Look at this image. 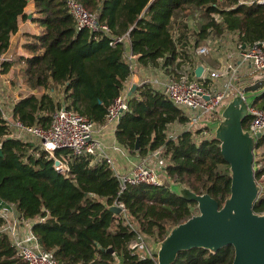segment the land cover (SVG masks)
Segmentation results:
<instances>
[{"label": "trees", "instance_id": "1", "mask_svg": "<svg viewBox=\"0 0 264 264\" xmlns=\"http://www.w3.org/2000/svg\"><path fill=\"white\" fill-rule=\"evenodd\" d=\"M31 0H0V53L7 50L18 31L21 17ZM33 21L39 34H30L24 45L27 56L20 73L31 94L14 106L15 118L27 124L49 127L52 113L66 106L98 125L105 124L109 106L125 89L132 69L126 58L127 43L110 45L112 36L129 31L130 48L144 66L164 69L181 77L191 67L195 49L214 36L239 35L242 45L264 40V3L239 0H79L106 23L111 34L95 38L87 28L79 29L67 0H33ZM196 18V27L189 24ZM219 16L221 19H218ZM260 87H264V83ZM261 88V89H262ZM59 89L63 100L54 93ZM254 106L264 108V92ZM188 117L151 84L138 85L129 98V109L121 117L116 138L128 151L146 155L160 151L165 171L192 191L209 193L221 204L231 193L230 165L221 153V142L213 136L200 143L192 131L173 135V124L185 125ZM250 117L244 120L247 128ZM11 135L0 113V199L16 206L25 219L35 220L33 231L43 249L61 264H157V254L141 259L130 243L139 233L161 241L172 227L196 214V201L179 196L171 187L134 184L120 193L121 184L106 159L92 155L70 158V171L61 174L45 150ZM141 149L136 152L137 137ZM11 137V138H10ZM264 146V134L256 149ZM57 150L56 155H68ZM264 161V152L261 154ZM264 180V163L255 170ZM121 201L126 215L109 207ZM264 212V191L254 205ZM199 211V210H198ZM0 264H26L17 256L8 235L1 231ZM112 248L113 252L108 251ZM232 245L213 253L193 248L178 254L172 264H232Z\"/></svg>", "mask_w": 264, "mask_h": 264}, {"label": "built area", "instance_id": "2", "mask_svg": "<svg viewBox=\"0 0 264 264\" xmlns=\"http://www.w3.org/2000/svg\"><path fill=\"white\" fill-rule=\"evenodd\" d=\"M239 3L262 4L264 0H239ZM67 6L79 29H89L95 38L104 34H111L110 27L106 23L100 22L97 14L88 10L79 0H67ZM217 18L221 19L219 16ZM236 37V47L240 60L249 64L254 71H264V40L255 41L250 45H242L238 41V33ZM119 42H130L129 31L120 36H112L110 45L116 46ZM218 42H221L220 38L214 40L215 44ZM211 49L212 45L207 42L202 43L195 49V54L200 57L208 54ZM5 51L0 53V62L12 60V56ZM125 55L133 70L139 56L132 51H126ZM238 69L239 65L236 64V61H230L223 69L219 70H213L204 65V70L199 77L195 73L192 78L185 74L176 77L174 74L167 73L156 78L149 76L144 83L151 84L153 88L160 91L174 105L184 111L188 121L183 128L192 131L196 142L200 143L202 140L214 136L208 121H213L214 116L220 114L221 107L236 93H243V91L237 90L233 84V80L238 76ZM209 77H226L228 82L225 88L221 90L207 88L203 82ZM129 90H123L109 106L105 124H118L123 114L128 111ZM1 107L0 105L1 116L11 128L10 136L24 139L48 152L54 159L56 171L61 174H67L70 171V158L92 155L99 159H106L109 163L114 175L120 181V193L127 186L134 184H177L176 179L166 173L167 162L160 156V151L151 152L150 157L155 158L154 162L144 159L142 162L136 163L128 172L119 171L110 156L105 154L101 142L95 137L96 123L74 109L62 106L52 113L50 126L42 127L39 124L24 123L17 118H9ZM249 110L250 122L246 129L253 135L258 133L263 135L264 108L252 104L249 106ZM59 149L67 150L68 155L63 154L62 157H58L56 151ZM56 161L59 163L57 164ZM8 204L0 205V217L3 220L1 231L10 238L16 248L17 256L26 264H61L51 252L43 249L33 231V224L36 221H43L44 218L25 219L14 204ZM112 205L122 207L121 213H126V208L121 201L116 200ZM130 248L141 259H146L152 253L141 233L130 243Z\"/></svg>", "mask_w": 264, "mask_h": 264}, {"label": "water", "instance_id": "3", "mask_svg": "<svg viewBox=\"0 0 264 264\" xmlns=\"http://www.w3.org/2000/svg\"><path fill=\"white\" fill-rule=\"evenodd\" d=\"M203 70L204 65L199 64L196 76ZM136 88L137 85H133L128 95L132 96ZM263 92L264 87L236 93L220 111V119L209 124L215 138L221 142V153L231 170V193L223 204L209 193L198 194L181 183L171 185L179 196L196 201L199 211L172 227L157 243L154 250L157 264H172L185 250L204 248L215 253L228 245L235 250L232 264H264V212L254 210L261 194V185L255 177V150L262 134L253 135L243 124L250 115L249 106ZM140 149L138 136L135 151ZM109 209L115 214L123 211L117 205ZM108 251L113 252V249L108 248Z\"/></svg>", "mask_w": 264, "mask_h": 264}, {"label": "crops", "instance_id": "4", "mask_svg": "<svg viewBox=\"0 0 264 264\" xmlns=\"http://www.w3.org/2000/svg\"><path fill=\"white\" fill-rule=\"evenodd\" d=\"M35 9V2L33 0L29 1L24 11L27 16L21 17L18 31L11 36L10 45L5 51L8 53V55L12 56V60L0 62V105L9 118H15L13 113L14 106L18 101L31 94H41L43 92V90L29 88L25 84L20 73V66H22L23 62L19 61V57L28 55V53L25 51L24 45L29 42L30 34H39L40 32L39 26L33 21ZM228 37L232 38V42L226 43L225 38ZM218 38H220L221 42L225 43L226 45L215 46L217 44H221V42L216 44L214 43V40H218ZM206 42L212 45V49L208 54L203 55L202 57L200 56L202 59L201 61L199 60L198 63L200 62L199 64H203L210 69L219 70L223 69L230 61H236V64L239 65V72L236 79L233 80V84L237 90L243 91L241 85L246 83L248 80H251V69L253 68L249 64L242 62L238 57L236 34L229 33L225 34L224 37L214 36L211 41H205L203 43ZM126 51H131L129 43H127ZM194 57L197 58L198 56L194 54ZM203 57L208 58L205 59ZM198 63H196L192 68V77L194 76L195 69L199 65ZM165 74H167V72L162 68L144 66L139 63V61H137L134 64V69L132 70V74L126 83L124 90L131 89L135 84L137 86L142 85L143 81H145L149 76L156 78ZM227 82L228 80L226 77H209L203 83L207 88L221 90L225 88ZM252 83V88L255 91H258L260 88L256 87L257 85H255L253 81ZM211 122L214 121H208V125ZM179 125L180 124H173L171 127H177ZM117 126L118 124H96L95 137L101 142L105 154L110 156L115 164V167L119 171L128 172L136 163L142 162L144 159H149L153 162L155 161V158L150 157L151 152L147 153L146 155H142L139 153L130 152L124 146H122L116 138ZM181 129L178 133L182 131ZM0 205L9 204L0 199Z\"/></svg>", "mask_w": 264, "mask_h": 264}, {"label": "rangeland", "instance_id": "5", "mask_svg": "<svg viewBox=\"0 0 264 264\" xmlns=\"http://www.w3.org/2000/svg\"><path fill=\"white\" fill-rule=\"evenodd\" d=\"M196 16L195 17H191L190 19H189V24H190V26L192 27V28H195L196 27ZM225 40H226V43L227 42H232L231 40H232V38L231 37H228V38H225ZM224 46V45H226L225 43H223V42H221V44H217V45H215V46ZM202 57V56H201ZM195 58L194 57V59H193V61H192V64H196V63H198V61L200 60L201 61V59L202 58ZM203 58H208V57H203ZM200 63V62H199ZM198 63V64H199ZM192 68H193V66H189V67H185L184 66V68L183 69H185L184 70V74L185 75H187L188 77H190V78H192ZM252 70V75H251V80H248L246 83H243V85H241V88L243 89V92H247V91H250L251 89H253L252 88V86H253V83H252V81L255 83V85H257L256 87H259L260 89L262 88V87H260L261 86V84L262 83H264V71H253V69H251ZM250 76V75H249ZM143 83H144V81H143ZM260 89H258V90H260ZM56 93H54V95L56 96V98L58 99V100H63V95H62V93H61V91L59 90V89H56ZM130 91V90H129ZM228 103V102H227ZM226 103V104H227ZM225 104V105H226ZM225 105L224 106H222L221 107V109L220 110H223V108L225 107ZM214 120L213 121H217V120H219L220 119V114L218 115V116H214V118H213ZM181 130H183L184 128H183V125L181 126V125H179V126H177V127H170V133L171 134H173V135H176L179 131H180V129ZM264 152V146L263 147H261V148H259V149H256L255 150V162H254V168H255V170L256 169H258V168H260L262 165H263V163H264V161L262 160V153ZM259 184L261 185V194H262V192L264 191V180H260V182H259ZM198 213V208H197V210H196V214ZM144 236V235H143ZM144 240H145V242H146V244H147V246H148V248L150 249V250H155V248H156V245H157V243H158V241H155V239L154 238H147L146 236H144Z\"/></svg>", "mask_w": 264, "mask_h": 264}]
</instances>
